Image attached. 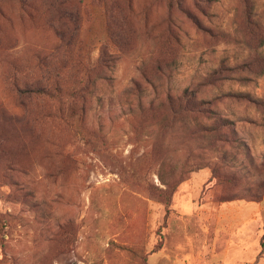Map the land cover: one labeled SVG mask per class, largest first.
I'll use <instances>...</instances> for the list:
<instances>
[{"label":"rangeland","instance_id":"rangeland-1","mask_svg":"<svg viewBox=\"0 0 264 264\" xmlns=\"http://www.w3.org/2000/svg\"><path fill=\"white\" fill-rule=\"evenodd\" d=\"M262 41L264 0H0V264H264Z\"/></svg>","mask_w":264,"mask_h":264},{"label":"trees","instance_id":"trees-1","mask_svg":"<svg viewBox=\"0 0 264 264\" xmlns=\"http://www.w3.org/2000/svg\"><path fill=\"white\" fill-rule=\"evenodd\" d=\"M60 29H64V28H60ZM264 44V42L262 41V43H261V45H263ZM260 59L261 60H263L264 61V53H260ZM257 61H259V59H257ZM264 71V66H263V68L259 71L258 70V72L259 73H262ZM244 79H247V78H244ZM87 89H88V86L86 87ZM41 92V91H40ZM187 91L185 90V92H184V94H185V97L187 98V97H189L190 99H192L193 100V106H195V107H197V109H198V112H203V109H205V105H210V104H212V102H210V101H205V100H202V99H200V101H198V102H195V101H197L198 100V98H197V96H196V92H193V93H186ZM189 92V91H188ZM190 94V95H189ZM239 95H237V94H233V93H231V96H236V97H240V96H250V97H252L253 95L252 94H250L249 92H245V93H242V92H240V93H238ZM247 94V95H246ZM250 101H252L251 99H249ZM184 109V108H183ZM185 110H187V111H190V112H192L193 110L192 109H187V108H185ZM205 112H207V113H211L212 111L210 110V109H206L205 110ZM224 121H226V124H228V123H230L229 122V120L226 118V117H224ZM254 121V120H253ZM200 123V125H202V127L204 128V130L205 131H208L209 130V128H208V126H207V124L206 123H202V122H199ZM202 123V124H201ZM263 241H264V236H263Z\"/></svg>","mask_w":264,"mask_h":264}]
</instances>
